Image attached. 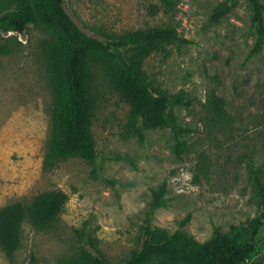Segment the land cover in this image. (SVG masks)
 <instances>
[{"label": "rangeland", "instance_id": "rangeland-1", "mask_svg": "<svg viewBox=\"0 0 264 264\" xmlns=\"http://www.w3.org/2000/svg\"><path fill=\"white\" fill-rule=\"evenodd\" d=\"M219 2L229 12L213 21ZM64 7L98 38L176 28L186 41L127 53L155 93L187 100L171 106L167 117L171 126L194 131L181 137V155L171 127L140 135L139 119L111 86L106 66L93 60L96 158H63L45 169L53 100L41 47L46 34L32 25L21 33L0 30V207L28 203L46 190L68 194L48 226L23 221L17 249L8 255L0 245V264H89L86 254L124 264L141 244L153 191L161 185L150 222L168 232L183 229L204 241L215 227L229 232L256 216L253 170L264 176V42L253 51L258 38L248 2L64 0ZM212 95L221 99L220 115L208 102ZM249 263L264 264V225Z\"/></svg>", "mask_w": 264, "mask_h": 264}, {"label": "trees", "instance_id": "trees-1", "mask_svg": "<svg viewBox=\"0 0 264 264\" xmlns=\"http://www.w3.org/2000/svg\"><path fill=\"white\" fill-rule=\"evenodd\" d=\"M246 1L257 32L258 40L253 48L257 51L264 42V0ZM4 6L0 9L1 31L21 33L32 25L46 34L41 47L50 70L53 100L43 159L45 169H52L63 158L88 161L96 158L91 131L96 107L95 91L92 92L91 85L93 73L90 71L93 60L106 66L111 86L139 119L140 135L148 129L171 127L176 140L175 151L177 155L183 153L185 141L181 137L194 129L171 126L167 112L173 105L187 104V100L155 93L127 53L131 49L144 53L163 43L186 41L178 35L176 28L150 27L98 38L76 24L64 7V0H6ZM228 12L229 6L219 2L211 19L218 21ZM208 102L216 114L223 112L220 98L212 95ZM252 179L259 213L244 223L231 225L229 232L215 227L204 241L197 240L183 229L168 232L151 224L150 213L161 204L165 191L161 185L153 191L141 244L130 253L124 264H250L256 252V237L264 225V176L259 169H254ZM67 201L66 192L52 189L39 192L28 203L15 201L0 207L1 247L8 255L12 254L19 245L21 225L25 219L39 228L48 226L55 221ZM187 220L188 216L181 223ZM86 256L89 264H105L98 256Z\"/></svg>", "mask_w": 264, "mask_h": 264}]
</instances>
